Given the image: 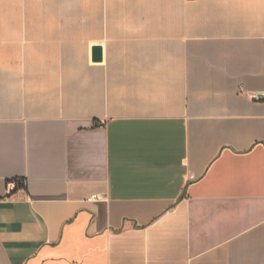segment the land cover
<instances>
[{
    "label": "crops",
    "instance_id": "0c3cea01",
    "mask_svg": "<svg viewBox=\"0 0 264 264\" xmlns=\"http://www.w3.org/2000/svg\"><path fill=\"white\" fill-rule=\"evenodd\" d=\"M0 264H264V0H0Z\"/></svg>",
    "mask_w": 264,
    "mask_h": 264
},
{
    "label": "water",
    "instance_id": "95a60500",
    "mask_svg": "<svg viewBox=\"0 0 264 264\" xmlns=\"http://www.w3.org/2000/svg\"><path fill=\"white\" fill-rule=\"evenodd\" d=\"M94 59L96 61H99L101 59V48L100 47L96 49V52H95V55H94Z\"/></svg>",
    "mask_w": 264,
    "mask_h": 264
},
{
    "label": "built area",
    "instance_id": "2783aa9c",
    "mask_svg": "<svg viewBox=\"0 0 264 264\" xmlns=\"http://www.w3.org/2000/svg\"><path fill=\"white\" fill-rule=\"evenodd\" d=\"M254 99H256V100H258L259 99V97H253Z\"/></svg>",
    "mask_w": 264,
    "mask_h": 264
}]
</instances>
